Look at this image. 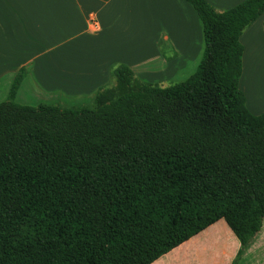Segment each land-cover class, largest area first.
<instances>
[{
	"label": "trees",
	"instance_id": "obj_1",
	"mask_svg": "<svg viewBox=\"0 0 264 264\" xmlns=\"http://www.w3.org/2000/svg\"><path fill=\"white\" fill-rule=\"evenodd\" d=\"M187 1L205 50L184 81L119 64L94 107H35L14 101L20 71L0 102V264H150L222 218L240 264L264 222V113L240 88L264 0Z\"/></svg>",
	"mask_w": 264,
	"mask_h": 264
},
{
	"label": "crops",
	"instance_id": "obj_2",
	"mask_svg": "<svg viewBox=\"0 0 264 264\" xmlns=\"http://www.w3.org/2000/svg\"><path fill=\"white\" fill-rule=\"evenodd\" d=\"M206 1L226 10L244 0ZM241 42L240 88L249 110L262 114L264 14ZM204 50L202 20L187 0H0V102L9 100L22 69L17 103L56 104L60 96L94 101L119 64L159 84L195 66L193 74ZM239 248L222 218L150 264H233ZM240 264H264V222Z\"/></svg>",
	"mask_w": 264,
	"mask_h": 264
},
{
	"label": "rangeland",
	"instance_id": "obj_3",
	"mask_svg": "<svg viewBox=\"0 0 264 264\" xmlns=\"http://www.w3.org/2000/svg\"><path fill=\"white\" fill-rule=\"evenodd\" d=\"M200 61H201V59H200ZM200 61H199V63H200ZM194 68H195V66L193 68L192 67L189 68L187 70V72L185 74H183L182 76L180 75L178 77V79H174L173 78L172 80L163 81L162 83H159V85L160 86H163V87H166V86H169L171 84L181 82L182 80H184L185 78H187V76H189L193 72ZM114 84H115V82L112 85H114ZM60 97L63 100L60 101V102H58V103H56V104H60L63 107H72V106H88V107H91V108L94 107L93 99L92 100H90V99H83V100H81V102H77V101H74V100H72L71 98H68V97H63V96H60ZM55 99H57L56 94H52V101L55 100ZM261 109H263V108H261Z\"/></svg>",
	"mask_w": 264,
	"mask_h": 264
}]
</instances>
